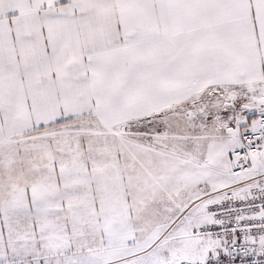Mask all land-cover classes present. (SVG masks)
Masks as SVG:
<instances>
[{
    "label": "snow or ice",
    "instance_id": "6c2138e0",
    "mask_svg": "<svg viewBox=\"0 0 264 264\" xmlns=\"http://www.w3.org/2000/svg\"><path fill=\"white\" fill-rule=\"evenodd\" d=\"M0 264H264V0H0Z\"/></svg>",
    "mask_w": 264,
    "mask_h": 264
}]
</instances>
